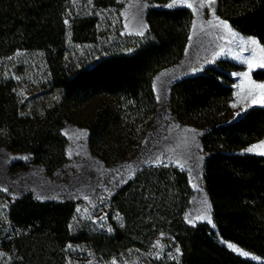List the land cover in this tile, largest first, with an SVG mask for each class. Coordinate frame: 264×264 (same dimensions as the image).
Returning <instances> with one entry per match:
<instances>
[{"label":"trees","instance_id":"obj_1","mask_svg":"<svg viewBox=\"0 0 264 264\" xmlns=\"http://www.w3.org/2000/svg\"><path fill=\"white\" fill-rule=\"evenodd\" d=\"M71 0H0V147L27 154L10 170L38 165L48 176L66 165L65 122L87 130L89 152L105 165L139 152L157 108L154 74L182 57L192 23L186 6L155 7L146 12L148 30L128 52H113L89 66L64 63L67 9ZM96 7L120 6L118 0H90ZM166 3L169 0H154ZM217 16L264 46V0H215ZM97 18L74 13L71 39L93 42ZM18 49L40 50L49 72L47 89L58 100L40 110L28 107L19 92ZM242 66L216 60L175 81L169 109L180 122L204 129L202 180L215 230L188 223L184 214L192 190L187 173L172 164L149 165L119 184L108 198L120 215L111 231L73 226L76 201L40 200L25 192L0 213V264H70L69 246L84 242L109 258L129 249L147 251L161 235L176 248L173 257L154 264H264L246 259L218 237L264 257V156L244 151L264 139V108L253 106L234 117V79ZM264 79V71L252 72ZM179 249V251H177Z\"/></svg>","mask_w":264,"mask_h":264},{"label":"rangeland","instance_id":"obj_2","mask_svg":"<svg viewBox=\"0 0 264 264\" xmlns=\"http://www.w3.org/2000/svg\"><path fill=\"white\" fill-rule=\"evenodd\" d=\"M122 1L118 0V3H122ZM147 1L155 7H164L173 3V0L166 3ZM176 1L192 4L199 16L198 28H203L205 26L203 20L211 17L206 29L210 31L216 29L215 21L220 17H217L215 12V2L209 3L208 0ZM118 11L119 6L96 7L90 0H71L69 2L65 20L67 30L63 58L69 69L89 66L108 53L131 51V45L135 43V38L120 36ZM74 13L91 14L97 18L95 41L77 43L71 39L70 19ZM10 58L14 65L19 67L17 69L18 89L28 107L40 110L42 106L50 105L58 100V93L53 89H47L49 72L42 51L18 49ZM235 76L240 79L241 73L235 74ZM158 117L162 125H165L161 128L164 138L157 146L161 150L153 151L150 155L145 154L134 162L131 161L142 155V146L136 157L112 165H105L89 152L86 144L87 130L70 122H65L62 129L68 141V162L64 167L56 170L52 176H48L42 167L33 164L25 169L10 170L9 167L13 161H26L27 154L0 147V213L6 208L8 201L25 192H32L40 200L68 198L76 201L75 215L72 221L75 227L111 231L109 219L118 222L120 215L110 209L107 201L109 196L119 184L132 176L135 172L133 170L139 164L153 156L179 162V168L187 173L192 194L184 214L185 220L188 223L204 222L210 229L215 230L211 218L210 203L202 180L205 152L201 147L200 138L204 129L187 127L189 125L180 122L173 115L171 116L167 108L165 111V103L162 102L159 103ZM171 120L177 126L196 133V138L185 134ZM153 131L154 128L151 129V133ZM165 162H169V160H165ZM218 240L232 252L253 262L264 263V257L245 250L233 242L219 237ZM175 250L176 248L171 246L170 241L163 235L158 237L147 251L129 249L109 258H103L93 253L84 242H77L69 246V263L154 264L153 259L173 257Z\"/></svg>","mask_w":264,"mask_h":264},{"label":"crops","instance_id":"obj_3","mask_svg":"<svg viewBox=\"0 0 264 264\" xmlns=\"http://www.w3.org/2000/svg\"><path fill=\"white\" fill-rule=\"evenodd\" d=\"M172 4L166 7L186 6L192 11V23L188 41L181 59L172 66L160 69L153 76L152 88L157 103L156 113L142 142V155L137 158L136 156L139 155L138 153L135 156L136 159L131 162L139 160L145 154L150 155L153 151L161 150V148L157 146L164 138L161 133V128L165 127V125H162L159 121V103H165V111L167 108L169 114L172 116L169 109V93L172 84L180 78L201 71L213 64L216 60L226 59L242 66V68L239 69L242 71L231 72L234 79L233 99L231 102L233 116L238 117L253 106L264 108V88L258 87L259 85H264V79H255L252 76V72L255 70L264 71V66H261L264 64V46L260 44L255 37L238 33L221 18H217L215 21L216 29L211 31L206 29V26L211 21V17L205 21L203 20L205 24L203 28H198L197 22L199 16H197V12L193 6H188L192 5L191 3L176 1ZM150 6L147 0H123L118 11V32L120 36L140 37L145 35L148 30L146 12ZM221 21L226 22L231 31L224 28L220 23ZM250 39L256 40L257 43L251 44ZM239 73H241V76L240 79H237L235 74ZM172 123L174 122L172 121ZM174 124L176 125V123ZM177 127L190 137L196 138V133H191L179 126ZM187 127L193 128L190 125ZM153 128L154 131L151 133V129ZM64 135L66 136L65 132ZM262 145H264V139L249 145L244 151L261 155L259 153L264 152V147H261ZM251 146H255V150L251 152L247 151ZM165 160H169V162H165ZM162 164H172L177 167L180 165L179 162H173L171 159L163 157L154 158L152 156L151 159L139 164L133 171L136 172L138 168L141 169L144 166Z\"/></svg>","mask_w":264,"mask_h":264},{"label":"snow or ice","instance_id":"obj_4","mask_svg":"<svg viewBox=\"0 0 264 264\" xmlns=\"http://www.w3.org/2000/svg\"><path fill=\"white\" fill-rule=\"evenodd\" d=\"M176 2V0H173V3H175ZM208 2L209 3H214L215 2V0H208ZM171 6V5H170ZM189 7H191L192 5H188ZM223 26H224V28H226V29H228L229 31H231V29L229 28V26L227 25V23L226 22H224V21H221L220 22ZM146 27V26H145ZM142 34V33H141ZM250 43L251 44H256L257 43V41L256 40H254V39H250ZM261 66H264V64H262ZM258 87H260V88H264V85H259ZM261 147H264V145H262ZM255 150V146L253 147V148H250V149H248L247 151H254ZM259 154H261V155H264V152H260ZM177 251H179V249H177ZM245 255H247V253H244Z\"/></svg>","mask_w":264,"mask_h":264}]
</instances>
